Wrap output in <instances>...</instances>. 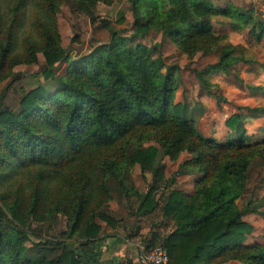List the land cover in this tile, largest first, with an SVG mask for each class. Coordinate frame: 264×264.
I'll list each match as a JSON object with an SVG mask.
<instances>
[{"label":"trees","instance_id":"trees-1","mask_svg":"<svg viewBox=\"0 0 264 264\" xmlns=\"http://www.w3.org/2000/svg\"><path fill=\"white\" fill-rule=\"evenodd\" d=\"M112 1L75 0L91 22L96 20L92 6ZM129 1L133 39L153 29L183 53L216 55L202 72L196 71L207 87L202 74L252 61L245 48L227 41L226 33L212 26L218 16L252 23V14L232 5L219 9L209 0ZM61 3L0 0V82L14 74L15 65L36 61L40 53L42 77L56 85L51 91L37 81L22 92L16 110L0 108V264H107L90 242L70 247L65 239L76 235L103 240L111 235L95 221L97 217L113 228L118 224L106 210L109 177L126 195L138 196L139 212L159 210L171 217L174 229L159 243L168 251L169 264L231 259L264 264V242H243L253 231L243 214L262 213L259 204H237L248 169L256 161L264 165V135L253 140L245 136L246 116L237 112L225 125L241 132L239 138L204 136L195 120L179 114L173 74L160 71L144 43L127 46L106 19L100 22L109 30L108 42L78 58L70 56L60 45L57 28ZM258 26L257 38L264 34V22ZM62 63L66 67L60 74ZM248 110L263 114L264 106ZM182 151L190 156L180 165L199 173L194 190L170 188L174 179L168 178V192L159 202L156 184L164 181L160 156L174 160ZM135 164L153 178L143 195L124 182L127 167ZM59 213L67 218L61 238L32 242L37 252L54 251V257L30 258L26 242L36 226L29 224L53 221Z\"/></svg>","mask_w":264,"mask_h":264},{"label":"rangeland","instance_id":"rangeland-1","mask_svg":"<svg viewBox=\"0 0 264 264\" xmlns=\"http://www.w3.org/2000/svg\"><path fill=\"white\" fill-rule=\"evenodd\" d=\"M209 1L219 9L232 5L243 13L252 14L253 21L252 23L250 21L238 23L226 16H218L213 20L212 26L215 31L226 33L227 41L245 48L247 56L252 57V61L236 62L227 70H214L202 74L208 81L209 87L202 83L197 72H202L208 63L214 62L217 59L216 55L201 54L200 52L193 55L183 53L167 37L161 36V33L153 29L149 30L145 37L133 39V14L129 0H113L110 5L97 2L92 6L95 22L90 21L89 14L79 7L75 0H62L56 12L60 45L74 58L87 54L98 44L108 42L110 39L109 30L100 22L101 19H106L111 27L117 29L120 36L125 38L127 46L134 47L138 42L144 43L151 49L152 58L160 71L173 74L176 87L174 102H180L181 111L179 114L183 118L195 120L204 136L214 137L217 140L239 138L241 132L234 129L224 132L219 129V123H222L220 120L222 116H226V118L229 116L228 108V111H232L234 108L235 113L245 114L244 126L249 117L255 120L262 115L260 112L248 110V107L264 106V34L257 38L258 23L264 22V0ZM120 16L124 18L123 21L118 20ZM43 61V56L38 53L36 61L20 63L13 67L14 74L0 82V108L7 106L16 110L22 92L34 87L37 81L44 82L51 91L56 89L53 81H45L42 77L40 70ZM65 67L66 63H62L58 72L60 74L64 72ZM249 86L250 90L255 92L253 94L254 101L260 103L250 102L251 105H245L247 99L238 97L242 94L247 96L245 92L247 91L246 87L249 89ZM239 90L243 93H238ZM235 100L239 104L234 105ZM247 128L250 134L246 133L245 136L251 140L264 135V124L258 128L255 126L253 129L248 124L245 131ZM147 144L143 143L144 146ZM132 149L133 147L130 148V150ZM189 156L190 154L186 151H182L174 160L167 156H160L163 163L161 170L164 172V181L156 184L155 198L159 202L162 196L167 194L169 187H175L185 193L193 192L194 180L199 176V173L180 165ZM126 174L124 181L126 185L142 195L153 182L151 172L149 170L141 171L138 164L128 166ZM168 178L174 179L168 185L169 187L164 186ZM106 184L111 196L107 201L106 210L117 219L118 224L113 228L97 217H95V221L102 226L105 233L111 235L103 240L84 236L76 237V235L67 237L65 240L70 247L90 242L89 245L92 244L93 249L99 254V258L105 260L107 264H135L132 260L138 256L142 246L147 243H161L162 238L174 229L173 221L170 216L163 217L159 210L149 214L139 212L137 210L138 196L132 193L126 195L115 178L109 177ZM248 201L259 204V211L262 213L243 214V218L253 225V231L245 236L243 242H264V165L257 161L248 169L246 187L243 194L237 199V204L242 207ZM66 224V216L60 213L53 221H45L43 224L31 222L29 225L36 226V231L26 242L28 247L26 255L34 260L43 256L54 257V251L37 252V247L32 242L61 238L60 232L66 230ZM115 250L117 251L114 253ZM213 264L241 263L231 259Z\"/></svg>","mask_w":264,"mask_h":264},{"label":"built area","instance_id":"built-area-1","mask_svg":"<svg viewBox=\"0 0 264 264\" xmlns=\"http://www.w3.org/2000/svg\"><path fill=\"white\" fill-rule=\"evenodd\" d=\"M135 264H169L168 251L158 243L149 249L142 246L135 258Z\"/></svg>","mask_w":264,"mask_h":264},{"label":"crops","instance_id":"crops-1","mask_svg":"<svg viewBox=\"0 0 264 264\" xmlns=\"http://www.w3.org/2000/svg\"><path fill=\"white\" fill-rule=\"evenodd\" d=\"M252 86V85H251ZM239 89L240 88H242V87H238ZM231 89V88H230ZM246 92L245 93H247V96H245L244 94H242L241 96H238L239 98H244V99H247L246 100V102H245V105H251V103L250 102H254V103H260V102H256V101H254V99H253V94H255V92L253 93L251 90H250V86H249V89H248V87H246ZM234 93V92H233ZM238 93H243L242 91H240L239 90V92ZM235 94V93H234ZM235 104L234 105H237V104H239L236 100H235V102H234ZM241 104V103H240ZM228 107V106H227ZM229 109V108H228ZM228 109H227V113H228V115L230 116L232 113H235L236 111H235V109L233 108V110L232 109H230V110H232V111H228ZM220 120H222L221 122L222 123H219V129H221L222 131H229V128L225 125V120H226V116H222L221 117V119ZM248 120V121H247ZM253 119H251L250 117H249V119H246V121H247V123H246V125H248V124H250L251 125V129H253V127H255V126H257V128L258 127H260L261 125H263L264 124V114H262V115H260L259 117H257L255 120H253ZM245 121V122H246ZM259 124H261L260 126H259ZM246 125H245V127H246ZM246 133H248V134H250V132H249V130H248V128L246 129ZM117 250H115L114 251V253L116 252ZM137 253V252H136ZM129 257H131V256H129ZM136 258V257H135ZM135 258L132 260V262L134 263L135 262ZM110 259V258H109ZM111 259H113V258H111Z\"/></svg>","mask_w":264,"mask_h":264}]
</instances>
